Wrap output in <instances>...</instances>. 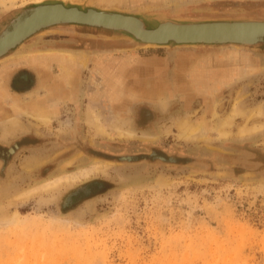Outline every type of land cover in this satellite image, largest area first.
<instances>
[{
  "label": "rangeland",
  "instance_id": "1",
  "mask_svg": "<svg viewBox=\"0 0 264 264\" xmlns=\"http://www.w3.org/2000/svg\"><path fill=\"white\" fill-rule=\"evenodd\" d=\"M1 1L0 35L26 4L40 0ZM70 1L189 21H264V0ZM120 36L50 26L0 60L26 49L79 54L76 95L60 118L43 125L29 114L7 139L0 125V264H264V125L251 128L264 124V43L151 48ZM123 58L130 64L122 79ZM100 59L108 62L107 78ZM204 65L214 66V77L189 85L190 68ZM97 102L121 136L90 119ZM235 103L246 113L217 137L214 127ZM258 106L262 114L249 119ZM187 121L208 136L185 139ZM97 164L104 170L20 196ZM87 186L90 195L81 193Z\"/></svg>",
  "mask_w": 264,
  "mask_h": 264
},
{
  "label": "water",
  "instance_id": "2",
  "mask_svg": "<svg viewBox=\"0 0 264 264\" xmlns=\"http://www.w3.org/2000/svg\"><path fill=\"white\" fill-rule=\"evenodd\" d=\"M50 8H54L55 11L61 10L68 14L58 15L49 20L42 21L26 32L21 33L20 37H14L10 41L4 43V46L0 48V60L6 57L10 51L21 48L23 45L22 43L29 40L36 33L47 27L61 24L85 25L111 30L120 33V37L123 39L151 48L182 46L196 48L199 46L224 45L250 46L264 43V32L259 34L254 40L247 41L246 39L243 40L238 37L236 34L237 32H229L222 36L218 34L219 31H217L220 30L217 29L220 26L240 27L249 24H264L263 20L252 18H221L189 21L184 19H170L164 14L158 13L144 14L141 12L106 9L86 3H73L70 0H40L26 4L24 6V12L19 14L7 30L0 35V40L6 37L22 19L28 16L36 17ZM127 20H134L136 25L134 27L128 25L129 22ZM168 25L181 28L185 32L180 35L175 33L166 34L165 30ZM242 34H247V32ZM10 152H13V149H10ZM123 158L129 161L137 159L136 157L130 156ZM163 160L166 159L163 158ZM169 160L172 162L176 161L173 157H170Z\"/></svg>",
  "mask_w": 264,
  "mask_h": 264
},
{
  "label": "crops",
  "instance_id": "3",
  "mask_svg": "<svg viewBox=\"0 0 264 264\" xmlns=\"http://www.w3.org/2000/svg\"><path fill=\"white\" fill-rule=\"evenodd\" d=\"M67 52H71L74 55V60L72 61V71L75 73V78L73 79L75 81L70 83L62 81V71L59 65L60 63L58 62L61 55L65 56V58L68 57ZM20 53L6 59L0 64V125L3 129L1 134L2 139H7V137L13 135V133L20 128L21 124L19 118L22 119L29 114L37 118L35 113H32L34 108L33 103L45 106V108H47L46 110L39 105L35 107L43 111V115L49 117L52 121L56 118H60L61 111L69 106L71 99H74L77 91L78 84L75 68L78 63L76 57L79 54H77L76 51L71 49L47 48L39 50L36 53L29 51L28 49L24 50V53ZM131 58V56H128L125 60L127 61ZM125 60L120 67L122 71V79L127 68L126 65L130 64V62H126ZM99 62L101 67L99 74H101L102 77L107 78L106 73L108 72L107 67H109L108 62L106 59H100ZM103 62L104 65L102 66ZM208 66L204 65L201 68H197L196 66L191 67L189 71L190 76H188L191 77L190 82H188L189 85L192 83V85L198 86L200 83H204L206 79H210L212 76L214 77L216 73L214 71L217 70L214 66ZM104 69H106V71ZM218 73H221V71ZM120 75L115 79H120ZM60 89H62V92ZM133 92L126 93V90L124 91L126 97L135 96ZM144 92L147 95L150 94L151 91L147 92L144 90ZM144 92L141 93L144 95ZM137 95L138 97L140 96L139 93L136 94V96ZM14 120L17 121V125L13 124L15 127L10 123V121ZM37 120L41 122L39 118H37ZM3 126H12V130L10 132H6L7 128H4Z\"/></svg>",
  "mask_w": 264,
  "mask_h": 264
},
{
  "label": "bare ground",
  "instance_id": "4",
  "mask_svg": "<svg viewBox=\"0 0 264 264\" xmlns=\"http://www.w3.org/2000/svg\"><path fill=\"white\" fill-rule=\"evenodd\" d=\"M86 1H88V0H86ZM177 1H183V0H177ZM64 14H68V13H66L64 11H61V10H56L55 11L54 8L53 9L50 8V9H47L46 11H43V14H40V15H38L36 17H29L28 16L29 18L27 17V18L22 19L18 24H16V26L14 27V29L6 37H4L2 40H0V48H1V46H4L3 44L6 43L7 41H10L14 37L15 38L16 37H20L21 33L26 32L28 29H31L32 27H34L38 23H40L42 21L49 20V19H51L53 17H56L58 15H64ZM93 18H96V17H93ZM127 21L129 22L128 25H130V26H133L134 27L136 25L134 20H127ZM237 27L238 26H236V27L220 26L219 28H217V29H220V30H217V31H219L218 34H220L222 36H224L225 34H227L229 32H234V33L237 32L236 34H237L238 37H240L243 40L246 39L247 41L254 40L255 38L258 37L259 34H261L262 32H264V24H249V25H246V26H240L238 28ZM245 30H249V31H245ZM184 32L185 31L183 29L174 27L172 25H170V26L168 25L167 29L165 30V33L166 34H174L175 33V34L180 35L182 33L184 34ZM244 32H247V34H242ZM26 43H27V41H26ZM67 56L68 57L65 58V56L61 55L59 57L58 62L60 63L59 65H60V68H61V71H62V74H61L62 81L63 82H66V83H70L72 81H75V80H73L75 78V75L72 74L73 72L71 71V68H72V64L71 63L74 60V55L71 52H67ZM193 78H195V77H193ZM200 88H198V90ZM144 94H145V92H144ZM119 95H120L119 91H118V93H117V91H115V93L113 94V96H119ZM262 111H263V106L262 107L261 106H258L255 109H253L251 112H249L250 114H248L247 116H248L249 119H251V118H253V117L257 116V115H261L262 114ZM32 112L35 113V115L37 116V118H39V120L43 123V125L44 124L45 125H48V124L51 123L50 118L47 117V116H44L43 115L44 112L41 111V110H39V109H37V107H34ZM88 112H89L90 119L95 124L99 125L100 128L103 130V132L109 134L110 136L113 133H116L119 136H121L124 133V130L121 127H119L118 125H116V124H114L112 122L111 117L108 115L109 113L107 114L106 111L104 110V108L102 109V107H101V105L99 103L96 104V105H94V106H92V107H90V110ZM245 113L246 112H244V111L240 110L239 108H237V105L235 103L233 109H231V112L224 119H222L219 122V124L217 125V129H216V126L214 127L215 130H216L215 133L217 134V137H225V136H227V134H228L227 127H230L231 126L233 120L237 116L244 115ZM14 121H10V123L12 124V126L17 125L16 122H14ZM263 125H264L263 123H262V125L261 124L253 125V127H251V128H252V130L256 131V130H260L263 127ZM12 126L11 127L10 126L9 127H4L3 126V127L4 128H7L6 132H9V131L12 130ZM181 128H182V131H183V134H184L185 139L200 140V139L208 136L207 134H204V132L202 131L201 126L192 124V123H190L188 121L186 123H182L181 124ZM240 132H241L242 135L245 133V128H243V126H241V129H240L239 133ZM125 136H126V134H125ZM104 167L105 166L102 165V164L101 165L100 164H97V165H93L90 168L83 169V170H79L78 172H75V173L64 174V175L57 176V177H55V178H53V179H51V180H49L47 182L44 181L45 183L42 182L43 184H39V185H36L34 187H31L30 189L22 192L20 196L30 195V194H32V193H34V192H36V191H38L40 189H42V190H48L49 191V190H52V189H55V188L60 187L64 183L75 182L76 179H80L81 177L87 178L92 173H97V172L103 171L104 170ZM4 179H5V177H4ZM0 225H2V224H0ZM3 225H4V223H3Z\"/></svg>",
  "mask_w": 264,
  "mask_h": 264
},
{
  "label": "flooded vegetation",
  "instance_id": "5",
  "mask_svg": "<svg viewBox=\"0 0 264 264\" xmlns=\"http://www.w3.org/2000/svg\"><path fill=\"white\" fill-rule=\"evenodd\" d=\"M125 157H128V156H125ZM138 158H148V156H136ZM92 186H87V187H84V189H82V192L83 194H86V195H90L92 193ZM76 198H72V202H74Z\"/></svg>",
  "mask_w": 264,
  "mask_h": 264
}]
</instances>
